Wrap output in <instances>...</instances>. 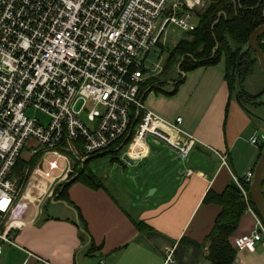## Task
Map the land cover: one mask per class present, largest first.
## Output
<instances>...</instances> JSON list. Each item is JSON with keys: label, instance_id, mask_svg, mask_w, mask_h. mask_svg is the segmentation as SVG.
Segmentation results:
<instances>
[{"label": "built area", "instance_id": "2783aa9c", "mask_svg": "<svg viewBox=\"0 0 264 264\" xmlns=\"http://www.w3.org/2000/svg\"><path fill=\"white\" fill-rule=\"evenodd\" d=\"M199 5L204 0H0V254L4 243L14 244L9 222L27 175L15 166L24 151V160L50 151L83 162L123 137L133 110L141 119L130 145L139 139L146 146L151 135L186 162L203 144L182 127L181 117L167 120L140 97L153 65L149 55L165 47L169 27L193 30ZM30 109L47 121L27 115ZM250 142L257 143V137ZM207 147L227 165L225 152ZM126 154L138 159L145 152L131 156L127 149ZM192 173L186 168V175ZM252 178L247 171L235 181L246 210L254 213ZM263 239L258 219L256 229L233 244L253 251ZM173 250L166 251V262L174 261ZM35 258L37 264H54Z\"/></svg>", "mask_w": 264, "mask_h": 264}, {"label": "crops", "instance_id": "0c3cea01", "mask_svg": "<svg viewBox=\"0 0 264 264\" xmlns=\"http://www.w3.org/2000/svg\"><path fill=\"white\" fill-rule=\"evenodd\" d=\"M251 68L252 72L240 83L247 92L257 95L264 90V82L257 92L254 82L258 83V78L264 81V70L254 62ZM251 78L250 89H246L245 84ZM236 89L237 83L233 92L230 89L225 78V60L221 59L215 65L188 71L172 95L148 92L142 100L149 109L170 121L181 117L182 127L203 143L190 151L184 163L185 170L191 168L193 173L186 175L183 167L176 169L175 161L181 160L176 151L153 136L157 144L167 146L177 158L165 155L168 162L163 175L161 172L139 175L140 198L120 189L121 184L114 183L110 173L96 174L102 187L74 182L65 200L73 209L61 202L49 207V202L55 201L49 194L51 197L40 204L38 213L34 208L32 213L14 218L10 232L14 244L2 245L0 264H37L36 256L54 264H179L174 251L180 239L185 236L203 242L222 210L217 203L203 201L206 193L209 190L221 193L228 185H236L235 180H242L247 171L254 173L264 149H261L264 92L253 101L252 110L248 112L238 101ZM254 136L257 143L250 142ZM206 145L225 152L227 165H222L216 153ZM144 152L142 157L126 161L132 164L151 156L147 142L144 146L135 139L128 153L137 156ZM67 162L62 166L69 176L70 161ZM74 164L73 161L72 169ZM152 188L154 192L148 195ZM261 191L264 198V180ZM126 198L128 202H123ZM258 219L264 225L260 215L255 210L254 213L247 211L245 206L229 238L232 245L236 237L251 234ZM138 222L144 223L146 228ZM168 249H174L173 262H166ZM185 251L182 261L186 263L196 252L191 248ZM236 251L232 264H264V239L256 243L253 251ZM206 254L208 243L195 264H209Z\"/></svg>", "mask_w": 264, "mask_h": 264}, {"label": "trees", "instance_id": "16d2710c", "mask_svg": "<svg viewBox=\"0 0 264 264\" xmlns=\"http://www.w3.org/2000/svg\"><path fill=\"white\" fill-rule=\"evenodd\" d=\"M197 15L196 27L193 30L186 31L185 35L169 52L168 60H172L176 65L174 74L170 73L169 77L164 78L162 76L166 71V68H164L157 77L146 79L141 85L140 97L142 99L145 98L150 91L172 95L177 91L188 71L201 66H212L224 59L225 78L228 80L230 89L233 92L235 84H238V89L235 90L236 97L240 104L248 112H251V104L264 90L257 95L251 94L244 89L240 81H243L252 72L253 62L259 65L254 50L249 48L247 43L251 32L264 23V0H210L202 13L200 15L197 13ZM259 45L264 50V32L259 37ZM140 119V113L133 110L132 121L127 131L111 147L118 148L131 131L123 148L118 150L119 152L122 150L126 152L135 136V130ZM263 148L264 143L261 145V149ZM109 149L89 157L84 163L76 161L73 172L68 176V178H73V180L65 184L64 187L65 181L61 183L55 189L52 197L55 200H67V190L74 182H83L94 188L102 187L101 179L92 171L87 172L88 163L90 159L104 154ZM35 159H37V156L28 161V165L33 163ZM113 160H118V158L115 157ZM27 163L22 158H18L15 171L20 170ZM82 163L84 170L79 175H76L80 171ZM62 187V191L56 198L55 194ZM203 201L217 203L222 206V210L217 215L211 231L204 241L200 243L188 237H182L174 251V256L178 259L179 264H195L197 258L202 256L205 243H208V254H206L205 260L209 264H232L236 259L237 251L229 238L236 230L240 217L245 211V204L239 195V189L235 184H231L221 193L209 190ZM251 203L253 209L264 222L252 199ZM78 217L81 218L80 215ZM138 223L142 228H146L144 223ZM84 229L86 231V226H84ZM189 248L196 253L191 257L189 256L188 261L185 263L182 259L186 254L185 250Z\"/></svg>", "mask_w": 264, "mask_h": 264}, {"label": "rangeland", "instance_id": "374dc122", "mask_svg": "<svg viewBox=\"0 0 264 264\" xmlns=\"http://www.w3.org/2000/svg\"><path fill=\"white\" fill-rule=\"evenodd\" d=\"M210 0H204V5H199L195 9V20L197 22L198 15L202 13V11L205 9L207 6L208 2ZM186 31L175 28V27H169V31L167 33V43L165 44V47L163 48H157L154 52L152 51L151 54L149 55L148 59V65H151V62H153V65H151L150 70L148 71L147 74L152 75L155 73H159L162 69L166 68L165 74L162 76L164 78L169 77L170 73L175 72L176 70V65L175 62L172 60L169 61V52L171 49L174 48V46L177 44V42L185 35ZM156 64H158V67H156ZM169 65V66H168ZM161 67V69H160ZM160 69V70H159ZM168 70V71H167ZM156 71V72H153ZM252 78L251 80H248L245 84L246 89L247 87L250 89V85L252 84ZM258 83L256 85V92L257 90H261L262 86L260 83H263L264 81H261V78L257 79ZM261 81V82H260ZM261 86V87H260ZM264 86V85H263ZM166 87V86H165ZM167 88V87H166ZM262 100L264 101V94L262 97ZM27 115L32 116L35 115L41 119L43 123L47 121V117L40 113H34L33 110H28ZM153 136L149 135L146 138V142L151 149V156L147 159L140 160L137 163H128L125 159L124 156L126 154L125 150L122 151H116V148L111 147L109 151L105 152L104 154L98 155L92 159H90L88 163V171H92L95 175H104V174H109L111 175L112 181L114 183H120V189H123L129 193H131L133 196H136L140 198V192H139V175H149L150 173H157L161 172L163 175L164 171L167 170L166 164L167 160L164 159L166 154H171V156L176 159L177 157L174 156V154L171 152V150L165 146L164 144H157L156 140L152 138ZM116 152V153H115ZM23 158L26 159L27 154L25 151L23 152ZM37 159L33 160V163H30L28 165V161L32 160V158L36 157ZM62 154L59 152H39L35 154L31 159L29 160H24L26 161L27 164H25L22 168L27 169V178L25 179L24 183V189L23 193H30L44 178L47 176L49 172H51L54 168H60L62 165L68 164V162L60 157ZM118 158V160H113L114 158ZM121 161V162H120ZM76 162V161H74ZM187 162V161H186ZM183 160H176V169H179L180 167H183L185 170V165L186 163ZM69 170L73 172L72 165L73 161L69 162ZM72 169V170H71ZM16 170V169H15ZM65 180H58L53 184V187L47 188L45 186H42L38 189V194L34 195L31 199V202L28 204L26 211L24 212V216H26L29 213H32L33 209L36 208V213L39 211V206L41 203H45L48 200V197L53 196V193L55 189L63 183ZM51 184H49L50 187ZM111 189L113 188V185H108ZM52 189L51 196H46L49 190ZM149 191V190H148ZM148 193V192H147ZM39 196H45L44 202H40L37 197ZM123 202H128V199H122ZM134 204L135 201H132ZM53 201L51 200L49 202V207L53 206Z\"/></svg>", "mask_w": 264, "mask_h": 264}, {"label": "water", "instance_id": "95a60500", "mask_svg": "<svg viewBox=\"0 0 264 264\" xmlns=\"http://www.w3.org/2000/svg\"><path fill=\"white\" fill-rule=\"evenodd\" d=\"M263 32H264V23L259 25L258 27H256L251 32L247 46L254 50V52L257 56V59L259 61V64H260L261 68L264 70V51L261 49V47L259 45V37ZM130 133H131V131L125 137V139L123 140L121 145L118 148H116V151L123 148V146L126 143L127 137L130 135ZM124 159L127 160L128 162H131V158L127 154L124 156ZM83 163H84V161H83ZM83 163H82L80 171L78 173H76V175H79L80 173L83 172V170H84ZM72 180H73V178L66 179L63 187L65 186V184H67L68 182H71ZM263 180H264V149H263L261 157H260V159H259V161L255 167V170L253 173V178H252V181H251L250 186H249V192H250L251 199H252L253 203L255 204V206L257 207L259 213L261 214V216L264 219V198L262 196V191H261ZM63 187L60 189V191L58 193L55 194L56 198L59 196ZM154 190H155L154 188L149 189L148 195H151L154 192ZM53 202H61L64 205L68 206L69 208L73 209V207L69 206L65 200L57 199Z\"/></svg>", "mask_w": 264, "mask_h": 264}, {"label": "bare ground", "instance_id": "6f19581e", "mask_svg": "<svg viewBox=\"0 0 264 264\" xmlns=\"http://www.w3.org/2000/svg\"><path fill=\"white\" fill-rule=\"evenodd\" d=\"M136 141L138 142L139 139H136ZM65 177V170L62 167L60 168H54L51 172H49L47 174V176L44 178V180H42L30 193L26 194L24 193L21 200L18 202L17 207L10 219V225L12 226L13 224V220L16 216H23L24 212L26 211V208L28 206V204L31 202V199L34 195L38 194V189L42 186H45L47 188H51V186L53 187V184L58 181V180H62ZM49 184L50 187H49ZM52 191V189L49 190V192L47 193L46 196H48L50 194V192ZM45 196H39L37 197V199L40 202H43Z\"/></svg>", "mask_w": 264, "mask_h": 264}]
</instances>
